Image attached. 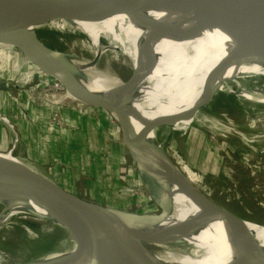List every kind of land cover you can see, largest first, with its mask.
Returning a JSON list of instances; mask_svg holds the SVG:
<instances>
[{
  "label": "bare ground",
  "instance_id": "bare-ground-1",
  "mask_svg": "<svg viewBox=\"0 0 264 264\" xmlns=\"http://www.w3.org/2000/svg\"><path fill=\"white\" fill-rule=\"evenodd\" d=\"M44 1L0 0V17L7 18L23 6ZM82 1L94 4L97 10H101L105 2ZM116 2L139 10L135 13L114 11L96 21L81 20L69 12H62L58 18L41 14L25 22L23 28L52 25L58 30L68 28L69 32H82L88 41L86 47L102 50L105 56L110 53L106 51L110 46L111 53L123 55L132 70L129 81L122 82L127 84L124 92L118 78L109 75L113 78L110 83L107 76L90 73L81 57L63 54L62 60L50 63L59 71L51 74L42 64L46 58L39 57L33 48L19 41L0 44L23 47L25 56L36 64L37 71L50 79L45 84L63 79L69 86L68 93L78 84L91 97L108 102L110 106L104 108L125 113L137 143H151L158 124L181 131L194 120L213 121L211 117L198 116V107L219 91L264 103V89L234 91L226 85V82L235 83L240 75L264 76V55L254 50L252 39L243 37L242 26L218 0V3L214 0ZM11 33V28L0 27L2 36ZM10 57L12 62L18 56ZM114 111L111 112L117 118ZM8 153L11 157L7 161L0 151V162L16 163L11 152ZM159 168L156 170L159 181L168 184L160 196V202H165L169 208L164 221L135 229L132 236H116L114 241L120 245L112 249L108 235H92L88 218L76 213L74 218L85 224L71 233L67 230L69 246L44 253L28 264H78L82 260H86V264H251V258L264 256L263 224L241 217L234 222L221 216L215 204L189 177L172 173L165 163ZM18 206L4 204L3 208L8 213L28 211L38 217L55 218L38 198L26 199ZM5 218L4 214L0 215V224Z\"/></svg>",
  "mask_w": 264,
  "mask_h": 264
},
{
  "label": "rangeland",
  "instance_id": "rangeland-1",
  "mask_svg": "<svg viewBox=\"0 0 264 264\" xmlns=\"http://www.w3.org/2000/svg\"><path fill=\"white\" fill-rule=\"evenodd\" d=\"M50 31L38 37L55 50L83 58L90 73L119 79L129 75L124 82L131 78L128 60L120 53L113 55L110 46L105 56L102 50L87 48L88 41L81 34ZM243 37L251 39L246 32ZM10 55L18 57L11 62ZM23 64L32 71V81ZM47 81L48 76L37 71L36 64L17 47L0 44L3 158L8 161L11 149L16 155L14 164L36 170L85 200L134 214L146 211L145 207L156 210L163 186L154 181L150 187L153 177L137 171L113 113L99 105H83L82 98L68 93L63 79ZM235 81L238 85L226 82L234 91L264 89V76L240 75ZM118 84L124 92L127 84L119 80ZM226 96L233 98V104L220 106L219 99ZM200 115L213 121L194 120L181 131L157 125L151 145H158L173 170L189 177L214 203L264 225V103L224 90L198 109ZM3 205L0 264H22L69 246L68 233L52 220L27 212L6 213Z\"/></svg>",
  "mask_w": 264,
  "mask_h": 264
},
{
  "label": "water",
  "instance_id": "water-1",
  "mask_svg": "<svg viewBox=\"0 0 264 264\" xmlns=\"http://www.w3.org/2000/svg\"><path fill=\"white\" fill-rule=\"evenodd\" d=\"M133 1L138 2L140 0ZM214 1L218 3L217 0ZM218 1L225 7L229 15L235 18L244 31L251 37L254 43V50L259 55H264V0ZM138 10V8H131L127 4H118L116 0H105L101 10H97L94 4H87L82 0H46L41 3L23 6L7 18L0 17V27H9L12 29V33L9 36L4 37L0 34V43L19 41L26 46L33 48L35 53L40 55L39 57L44 56L46 58V60L42 62L46 70H48L51 74H57L59 71L52 68L50 63L62 60L63 54L65 53L55 50L52 46L50 47L48 44L42 42L38 37V34L50 30H54L56 32L59 31V33H61L62 31H67L68 28L58 30L52 25H38L36 28L26 29L23 28V24L25 22L32 17L41 14L47 15L50 18H58L63 15L61 14L62 12H69L81 20L96 21L110 16L114 11L135 13ZM224 12L226 11L224 10ZM215 16L216 18L218 17L217 14H215ZM219 17L221 18V13H219ZM71 32L85 36L79 31ZM15 47H17L22 53V56L27 59L24 54L23 47L19 45H15ZM23 66L24 71L29 75H27L28 79L31 80L32 71L29 70L27 64H23ZM128 76L125 79H118L121 82H124ZM33 87L35 88V84ZM0 88H2L1 85ZM72 92L74 96H77V98H82V101L86 103L83 104L85 106H95L94 103L103 107L110 106L108 102L99 97H91V94L80 89L78 84H74ZM212 97H210V100ZM114 110L117 112L116 119L119 124L123 143L137 171L144 175L148 173L151 177H153V179L149 181L150 187L153 186L154 181L161 184L163 187H167L168 184L159 181L158 175L156 174V170L160 169L159 166L162 163H165L170 166L172 173H178L173 170L170 162L161 154L158 145L154 147L149 142L137 143L130 119L122 111H118L115 108ZM8 150L12 153L11 149ZM12 156L16 155L12 153ZM206 197L211 203H214L208 196ZM29 198L40 199L43 205L48 207L53 212L55 217V220L50 218L48 219L54 221L66 232L68 230V232L71 233L73 230L77 228L79 229L85 224L83 220H76V218H74V214L78 213L86 216L92 227L90 233L92 235H108V243L112 249L120 245L119 242L114 241L117 239L116 236H119L120 238L132 236V231L135 229L146 227L150 224L161 223L167 217L169 209L168 205L165 204V202H160L159 198V200L156 201V210H153L150 207H145L144 209H146V211L136 214L128 213L110 206L100 205L95 202L85 200L78 195H74L36 170H31L29 168H25L24 166L8 162H0V204L18 206L24 204V201ZM214 204L218 208V214L234 222L238 220L239 216H236L234 213H230L224 207L219 206L216 203ZM26 212L30 213L28 211ZM258 258L259 259L251 258L250 263L264 264V256H260ZM89 260L90 259L87 261ZM29 261L22 264H28ZM59 264L71 263L61 262ZM78 264H86V260H82L81 262H78Z\"/></svg>",
  "mask_w": 264,
  "mask_h": 264
},
{
  "label": "trees",
  "instance_id": "trees-1",
  "mask_svg": "<svg viewBox=\"0 0 264 264\" xmlns=\"http://www.w3.org/2000/svg\"><path fill=\"white\" fill-rule=\"evenodd\" d=\"M49 32H51V31H46V32H42V33H49ZM49 45V44H48ZM222 97V96H221ZM220 101L218 102V104H220V106H224V105H222V102L225 104V105H231V104H233V98L232 97H230V96H226L225 98H224V100H221V99H219ZM225 101V102H224ZM227 107V106H226Z\"/></svg>",
  "mask_w": 264,
  "mask_h": 264
},
{
  "label": "crops",
  "instance_id": "crops-1",
  "mask_svg": "<svg viewBox=\"0 0 264 264\" xmlns=\"http://www.w3.org/2000/svg\"><path fill=\"white\" fill-rule=\"evenodd\" d=\"M22 158V157H21ZM26 160H28V159H26ZM30 162V161H29ZM31 163V162H30Z\"/></svg>",
  "mask_w": 264,
  "mask_h": 264
},
{
  "label": "flooded vegetation",
  "instance_id": "flooded-vegetation-1",
  "mask_svg": "<svg viewBox=\"0 0 264 264\" xmlns=\"http://www.w3.org/2000/svg\"><path fill=\"white\" fill-rule=\"evenodd\" d=\"M240 135V134H239ZM241 136V135H240Z\"/></svg>",
  "mask_w": 264,
  "mask_h": 264
}]
</instances>
